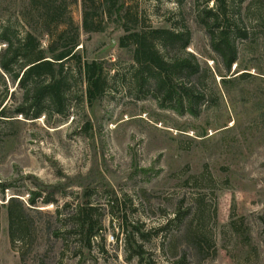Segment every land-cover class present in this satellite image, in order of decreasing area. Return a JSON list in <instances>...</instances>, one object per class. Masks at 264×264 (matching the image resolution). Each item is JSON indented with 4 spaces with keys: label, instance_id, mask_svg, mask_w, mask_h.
<instances>
[{
    "label": "rangeland",
    "instance_id": "374dc122",
    "mask_svg": "<svg viewBox=\"0 0 264 264\" xmlns=\"http://www.w3.org/2000/svg\"><path fill=\"white\" fill-rule=\"evenodd\" d=\"M222 1L124 0L131 28L191 32L188 51L214 74L198 116L140 82L119 23L87 34L82 0H67L69 14L84 59L109 72L102 98L90 105L75 75L65 115L27 119L0 68V204L19 199L37 222L13 247L2 210L0 264H264V0ZM38 19L31 0H0L3 24L23 32ZM223 30L238 54L230 73L213 48ZM84 207L103 224L91 241L74 230ZM132 226L149 236L142 257L128 250Z\"/></svg>",
    "mask_w": 264,
    "mask_h": 264
},
{
    "label": "trees",
    "instance_id": "16d2710c",
    "mask_svg": "<svg viewBox=\"0 0 264 264\" xmlns=\"http://www.w3.org/2000/svg\"><path fill=\"white\" fill-rule=\"evenodd\" d=\"M82 1L83 29L87 34L104 32L110 23H119L126 33L119 40L120 46L135 48L133 59L140 82L149 85L154 81L164 103L174 102L180 113L198 116V107L207 98V91L202 87L203 73L212 78L214 74L203 69L197 57L188 51L191 45L188 29H134L130 23L136 24L138 19L130 20L124 0ZM220 3L224 4V1ZM31 6L38 13L37 26L27 24L22 26L21 32L11 23L0 21V68L18 83L24 93L17 114L33 120L44 114L65 115L75 75L84 79L85 97L93 105L107 92L109 72L103 62H88L80 53V27L69 14L67 0H31ZM114 16L116 19L112 20ZM213 48L221 56L225 71L230 73L238 61L230 33L224 30L220 34L213 33ZM4 110L0 109V116L8 118ZM29 204L35 207V193H32ZM4 208L8 211L12 246L32 242L37 222L30 208L16 198L7 205L0 204V230ZM92 211L91 208H82L74 225L75 232L87 235L90 241L98 237L103 228ZM176 220L184 221L180 213ZM132 228L138 229L139 242L133 233L134 237L127 240L128 250L142 257L145 252L140 241H148L149 236L138 226Z\"/></svg>",
    "mask_w": 264,
    "mask_h": 264
}]
</instances>
